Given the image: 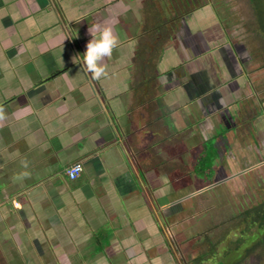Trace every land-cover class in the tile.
Returning <instances> with one entry per match:
<instances>
[{"label":"crops","instance_id":"obj_1","mask_svg":"<svg viewBox=\"0 0 264 264\" xmlns=\"http://www.w3.org/2000/svg\"><path fill=\"white\" fill-rule=\"evenodd\" d=\"M143 1L0 0V230L24 254H71L74 264H108V252L123 251L133 264L157 259L164 237L145 195L165 173L157 157L142 170L143 142L203 138L207 120L211 139L227 110L249 113L242 101L252 89L226 67L236 57L218 54L205 27L187 35V48L177 29L155 72L146 68L160 35L146 27ZM73 163L82 171L71 180Z\"/></svg>","mask_w":264,"mask_h":264},{"label":"rangeland","instance_id":"obj_2","mask_svg":"<svg viewBox=\"0 0 264 264\" xmlns=\"http://www.w3.org/2000/svg\"><path fill=\"white\" fill-rule=\"evenodd\" d=\"M229 1H235V3H232L233 13H240L239 17L242 16L245 21V23H243V27H241V24L239 25V35L242 34V36L245 35V37L253 39V41L251 39L245 40L246 44H249V46L252 47L251 49H257V43L259 41V38L257 37L260 36L255 32L257 24L252 23L253 12L250 11L251 5L247 0ZM235 5H238V10L234 8ZM214 6H216L217 8L218 5ZM262 9L263 8L260 6L255 8L256 13L258 11H261ZM217 11L219 12L218 8ZM249 14L252 18L250 16H247ZM208 18L211 19L206 20L203 25L205 28H207V32L211 30L215 34L216 24L214 20L216 19V17L214 16ZM250 20L251 23L248 24ZM214 38L215 43L218 46L217 53L219 54V48H221V45L224 43V41H222V39L217 35L213 36V40ZM259 48L260 47H258V49ZM261 54H264L262 48H260L255 55H259L258 57H260L261 59ZM239 60L242 61L240 56ZM263 65L264 61L258 63V65L255 64L251 66V70H254L256 76L254 77V79L264 77V68H262ZM245 66L246 70L248 69V67H250L247 62H245ZM181 115H186V112L182 111ZM246 119L248 120L247 117ZM226 120L227 125H229L231 123L229 117H227ZM184 121L187 126L188 119H184ZM245 121L246 120L243 117L241 123L243 124V122L245 123ZM167 125L169 126V124ZM227 125L225 124V127ZM181 126L183 127V124H181ZM225 127L222 126V128L219 129L220 132L218 138L214 139L208 138L200 141V138L194 139L191 138L192 136L185 134L184 136L170 137L169 141H172L169 143H164L165 145H162V147H159L158 149L153 147L155 143L154 140H151L150 142L146 140V142H143L144 146L141 151L143 152V158H146L142 159L141 161L140 167L142 168V170H145L147 167H154V165H156L155 162L159 160V166L162 167V170L166 175L165 179L163 180L164 182L160 185L161 188L150 187L151 189L149 188L147 195H145L149 199L148 208L150 210V213L153 215H157V218H159V231H162L164 239L160 237L161 235L158 239L164 240V251L161 252L157 259L155 257H151L150 255L149 257L145 256L146 262L142 264H179L180 259L182 260V258H191L195 254V250L193 248L195 246H200V243L202 242L205 234L210 237H212L213 235L215 236L217 231L223 228L224 223L226 224L229 223L230 220H233V217L231 216L235 212V210L239 208V204L240 207H247L261 199V196L264 194V161L260 162L262 158H260L259 156L257 158L258 154L256 155V159L253 158L251 159V161H249V159L247 158H243V161L239 166L240 168L234 170L237 171L240 169L238 174L237 172L236 175L235 173L233 175L229 174L230 177L226 180L227 182H224L223 184H221V186L214 185L215 183L209 184L207 186L202 185L201 182L203 181L201 178L205 179L207 177L205 173H208V171L210 170L212 171L216 161H218L219 159L223 160V155H225L224 157H226L227 155L225 153V150L230 149L232 135H230V131ZM259 128H264V123L260 124ZM245 132L247 131H243L242 133L244 134ZM163 137L166 140L167 134L165 133ZM258 148L261 150L263 149V146L261 148V145H259ZM238 154L241 155V151H239ZM200 156H203V158L201 159ZM155 157H157V160ZM168 186H170V188L174 191H181V196L186 194L183 198L184 200H181V202L179 201L181 205H183L186 200L192 199V201H190V205H184H187V209L181 215H179V213H176L177 215L172 213L175 212V210H173L172 208V203L170 204V201L172 200H170L171 196H166L165 193V191L168 190ZM162 188H164V192H162ZM169 193L171 192L168 191L167 194ZM165 197H167L168 199H166ZM160 200H162L164 203L161 204ZM172 217L175 220L172 219ZM101 230L105 231L104 228ZM176 230L177 233L174 236L172 234V231L174 232ZM103 231H98L97 235L104 233ZM256 233L259 237L262 235V232L260 230H257ZM0 234L2 235V237L0 236V264H74L66 263L67 260L72 259L73 255L71 254L68 255V257L67 255H62L59 253L54 254L50 252L42 254L41 256H38L35 253L30 254V252L27 251H25L24 254L22 252L24 247L22 248V246L17 245L15 240H12V238L8 236V230L4 231V229H1ZM20 236L22 238V234ZM12 237H14V235ZM227 238L230 239L232 238V236L228 234ZM97 239L98 244L104 242V248L110 246L109 243L106 242V238L98 237ZM255 239H257V237ZM95 240L96 239H94V242ZM16 241H18V239H16ZM93 245H95V243ZM220 248L221 247L219 246L217 247L218 250ZM91 249L92 246L90 250ZM103 249H100L99 245H97V247H95L93 251L96 250L97 252H99L103 251ZM84 253L86 252L75 256L78 257V259L80 257L85 258L86 256H88V254ZM122 253L124 254H111L108 252L107 254L112 257L110 259V263L108 264H133V262L130 261V258L128 257L132 258L134 254L130 255L126 251H123ZM89 256L95 257L96 253L91 252ZM257 257L261 259L264 258V255L260 257L257 256V253L247 254L245 258H242V264H258V260L260 259H257ZM76 264L79 263L77 262ZM99 264L107 263L102 261L99 262ZM261 264H264V259Z\"/></svg>","mask_w":264,"mask_h":264},{"label":"flooded vegetation","instance_id":"obj_3","mask_svg":"<svg viewBox=\"0 0 264 264\" xmlns=\"http://www.w3.org/2000/svg\"><path fill=\"white\" fill-rule=\"evenodd\" d=\"M247 1L251 5L250 11L253 12L252 23L257 24L255 32L260 36L257 37L259 38L257 46L262 48L264 52V30L261 31V24L258 22V14L255 10V8L259 6L258 4L255 5L251 0ZM233 2L235 3V1L230 2L229 0H144L142 2V11L145 16L146 27L153 26L155 29L153 30V34L155 35L158 33L160 35V38L157 41L154 40V46L151 45L149 51L145 53V57L149 59L147 61L146 68L151 73L155 72V59L157 55L159 56L161 51L167 49L169 46V39L172 38L177 29L182 32V35L181 37H176L175 40L187 48V45L189 44L187 42V37L189 36L187 35H196V33L199 32L201 34L202 30H204L203 24L206 20L211 19L208 17L215 16L216 19L214 22L216 24V30L215 34L213 32V35H217L222 39V41H224L221 45L223 50L225 48H229L235 57L239 55L242 60L240 61L239 56H237V64L234 65L232 62L231 65H226V67L233 72V76H240L242 78V85H247L250 89H252V95L250 98L247 97L242 101L247 111H249V113H247L244 117L246 120L245 123L243 122V128L247 132L243 134L242 132L244 130H240L242 127L240 122L243 120V117L238 113L237 115H233V112L231 113V111L227 110V113L229 112V120L231 121L229 126H226V128L230 131L229 133H231L230 135H232L230 149L225 150L227 155L226 157L223 155V160L219 159L216 161L209 177H206L205 179L200 177L204 182H201L203 186H207L212 183H215L214 185L221 186V184L227 182L226 180L230 177L229 174L233 175L235 173L236 175V172L238 174L240 169L237 171L234 170L240 168L239 166L243 161V158H247L251 161L253 158L256 159V155L258 154L257 158L258 156L262 158L260 162L264 161V128H259V125L264 123V77L254 79L256 76L254 70H251L252 65H258V63L264 61V54H261L262 57L260 59V57H258L259 55H255L260 48L258 49L257 47V49H251L252 47H250L249 44H246L245 41L251 38H247L245 35L242 36V34L239 35V25L241 24V27H243V23H245V21L242 16L239 17L240 13H233ZM214 5H218L217 8L219 12ZM234 8L237 10L239 9L238 5H235ZM247 16L249 17L250 14ZM250 23L251 20L248 24ZM194 29L196 32H192ZM184 35H186V38L183 37ZM251 40L253 41V39ZM139 46L138 51L142 46L140 42ZM244 61L250 65L247 70ZM262 68H264V65ZM181 86L184 87L185 85ZM241 107L242 105H239L240 109ZM230 113L232 115H230ZM210 121L211 120H207L205 123L200 125V129L198 128V133H203V138H209L207 135L205 136L204 131L211 129L212 124H209ZM236 127H238V129H236ZM230 128H232V130ZM218 135L219 133H212L211 139L218 138ZM203 138L200 137V139ZM259 145H261V148L263 146V149L260 150V147L258 148ZM239 151H241V155L238 154ZM167 189L168 190L165 191L166 196H171L170 200H172L170 201V204L172 203V208L175 210V212L172 213L175 215H177L176 213H179V215H181L187 209V205H184H190V201H192V199L186 200V202L181 205L180 202L181 200H184L183 198L186 194L181 196V191H172L170 186H168ZM168 191H172V193L167 194ZM165 198L168 199L167 197ZM262 208L264 210V194L261 196L259 201H256L250 206L240 207L239 204V208H237L231 216L236 218L235 221L231 223L230 221L232 220H230L229 223H224L223 228L218 230L215 234V237H219L223 234V240L220 241L218 245L221 248L219 250L216 248L215 250L217 252H215L214 256L212 254L213 252L210 253L211 255L209 257H205L206 259L203 260L201 264H242L241 260L247 256V249L252 245V243H255L261 236L264 235V222L260 224L262 219L261 217L264 218V215H262L264 211L260 213ZM255 211L257 213L253 214V216L257 217L256 222L251 224L252 226H249V228H245L246 225H250L246 224V221L244 220V218L248 216L246 214L248 212L254 213ZM172 219L174 218L172 217ZM257 230L262 232L260 237L256 233ZM176 233L177 230L174 232L172 231L174 236ZM228 234L231 235L232 238L228 239ZM212 237H214V235ZM212 237L205 234L200 246H195L193 248L195 251L192 249L195 254L189 259H180L179 264H189L190 260L193 261V258H196L198 255V257H201L203 254L200 252V249L212 247ZM256 237L257 239H255ZM163 245H165V243H163Z\"/></svg>","mask_w":264,"mask_h":264},{"label":"trees","instance_id":"obj_4","mask_svg":"<svg viewBox=\"0 0 264 264\" xmlns=\"http://www.w3.org/2000/svg\"><path fill=\"white\" fill-rule=\"evenodd\" d=\"M255 5L258 4V6L262 7L263 9L261 11H258L257 14H258V22H260V27H261V31L264 30V0H251ZM260 1V2H259ZM257 8V7H256ZM200 158L202 159L203 156H200ZM198 164V163H197ZM198 169V168H197ZM195 170V169H194ZM196 171V170H195ZM197 173V172H196ZM212 173V171H208V173L206 172L205 175L208 177L210 176ZM263 208L260 210V213H262ZM257 213L256 211L254 213L252 212H248L246 215V218H244V220L246 221V224H250V225H246L245 228H249V226H252L251 224H253L254 222H256V219L257 217L256 216H253V214ZM264 215V213L262 214ZM261 223L262 224L264 222V218L261 217ZM233 220L230 221L231 223L235 221L236 218H232ZM225 233V232H224ZM223 240V234L220 235L219 237L218 236H214L212 237V243H211V248L207 247L205 249H200V252L203 254L201 257H196V258H193V261L190 260V263L189 264H201V262L203 260H205L206 258L205 257H209L212 253L213 256L215 254V252H217L215 249L218 247L219 245V242ZM250 248V249H249ZM247 250V254H255L257 253V256H263L264 255V235L261 236L255 243H252V245L249 247ZM211 250V251H210ZM207 253V254H206ZM257 259H260L259 257H257ZM264 258H261L260 260H258V264H261L262 261H263Z\"/></svg>","mask_w":264,"mask_h":264},{"label":"built area","instance_id":"obj_5","mask_svg":"<svg viewBox=\"0 0 264 264\" xmlns=\"http://www.w3.org/2000/svg\"><path fill=\"white\" fill-rule=\"evenodd\" d=\"M81 171H82L81 165L79 163H73L66 168L65 173L69 179L73 180L79 176Z\"/></svg>","mask_w":264,"mask_h":264}]
</instances>
